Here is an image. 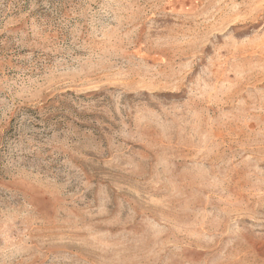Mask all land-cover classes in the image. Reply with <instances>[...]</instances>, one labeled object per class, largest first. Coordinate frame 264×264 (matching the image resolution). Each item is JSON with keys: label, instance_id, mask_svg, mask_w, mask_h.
I'll return each instance as SVG.
<instances>
[{"label": "rangeland", "instance_id": "1", "mask_svg": "<svg viewBox=\"0 0 264 264\" xmlns=\"http://www.w3.org/2000/svg\"><path fill=\"white\" fill-rule=\"evenodd\" d=\"M0 264H264V0H0Z\"/></svg>", "mask_w": 264, "mask_h": 264}]
</instances>
